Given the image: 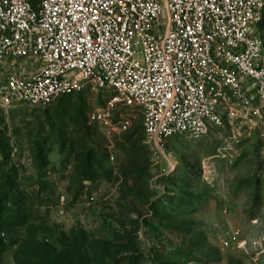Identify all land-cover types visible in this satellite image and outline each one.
<instances>
[{
	"label": "rangeland",
	"instance_id": "374dc122",
	"mask_svg": "<svg viewBox=\"0 0 264 264\" xmlns=\"http://www.w3.org/2000/svg\"><path fill=\"white\" fill-rule=\"evenodd\" d=\"M107 96L0 110V264H253L220 240L264 236L261 139L152 140L138 112L108 138L87 117Z\"/></svg>",
	"mask_w": 264,
	"mask_h": 264
},
{
	"label": "built area",
	"instance_id": "2783aa9c",
	"mask_svg": "<svg viewBox=\"0 0 264 264\" xmlns=\"http://www.w3.org/2000/svg\"><path fill=\"white\" fill-rule=\"evenodd\" d=\"M263 9L264 0H0V110L89 88L108 95L87 114L108 138L138 112L152 140L244 129L264 149ZM220 246L264 264V236L246 247L229 227Z\"/></svg>",
	"mask_w": 264,
	"mask_h": 264
},
{
	"label": "trees",
	"instance_id": "16d2710c",
	"mask_svg": "<svg viewBox=\"0 0 264 264\" xmlns=\"http://www.w3.org/2000/svg\"><path fill=\"white\" fill-rule=\"evenodd\" d=\"M263 24H264V9H263V13H262V19H261V22L259 24V26L264 29L263 27ZM70 95V94H69ZM65 96H68V95H63V96H60V97H65Z\"/></svg>",
	"mask_w": 264,
	"mask_h": 264
}]
</instances>
